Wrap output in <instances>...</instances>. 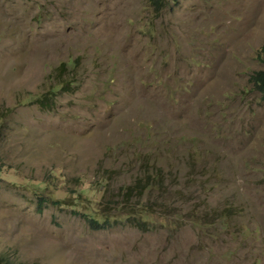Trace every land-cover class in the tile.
Returning <instances> with one entry per match:
<instances>
[{"label": "rangeland", "instance_id": "rangeland-1", "mask_svg": "<svg viewBox=\"0 0 264 264\" xmlns=\"http://www.w3.org/2000/svg\"><path fill=\"white\" fill-rule=\"evenodd\" d=\"M263 43L264 0H0V256L264 264ZM145 180L155 229L78 215Z\"/></svg>", "mask_w": 264, "mask_h": 264}, {"label": "trees", "instance_id": "trees-1", "mask_svg": "<svg viewBox=\"0 0 264 264\" xmlns=\"http://www.w3.org/2000/svg\"><path fill=\"white\" fill-rule=\"evenodd\" d=\"M174 0H147L148 4L155 10L160 11L169 2ZM257 59L264 66V43L259 47L257 51ZM74 61L68 62L72 66ZM63 66H60V69ZM249 81L253 89L261 96L264 100V67L251 73ZM67 82H60L51 91H56V88H61ZM156 177V175H155ZM146 180L142 183L135 182L133 185H128L121 189L120 193L123 196V201L116 204V206L109 208H97L94 209L90 215L89 214H78L84 215L87 222L92 225L93 229H107L118 224H128L129 226L136 227L141 230H152L155 229L157 223L154 219L150 218L153 214V210L149 205V202H141L144 195V190L146 188ZM154 181L150 180V184L155 186ZM105 184V182H104ZM103 188L107 189V186ZM156 190V189H154ZM82 193H80L81 195ZM133 194L138 195L137 199L133 202L130 201V197ZM149 194V192H148ZM43 201V198H40ZM164 207L161 211H164ZM165 216H163L164 218ZM162 225V224H161ZM0 264H11L8 260L0 256Z\"/></svg>", "mask_w": 264, "mask_h": 264}]
</instances>
